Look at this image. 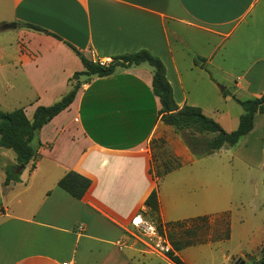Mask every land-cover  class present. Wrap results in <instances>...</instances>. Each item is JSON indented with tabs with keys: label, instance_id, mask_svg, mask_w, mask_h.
<instances>
[{
	"label": "crops",
	"instance_id": "1",
	"mask_svg": "<svg viewBox=\"0 0 264 264\" xmlns=\"http://www.w3.org/2000/svg\"><path fill=\"white\" fill-rule=\"evenodd\" d=\"M68 44L94 62L149 51L164 63L176 104L199 107L217 122L235 113L238 126L244 111L231 94L247 100L264 93V0H0V112L22 108L32 120L38 106L60 100L84 70ZM196 57L206 59L213 79ZM81 81L71 106L39 131L35 168L29 164L20 182L4 185L16 159L0 147V264H167L131 236L155 188L162 221H184L215 207L208 183L201 203L168 216V181L197 162L232 150L248 166L262 158L264 170V113L236 146L198 158L161 121L148 65ZM155 139L181 163L159 182L151 174ZM69 171L92 181L82 200L58 187Z\"/></svg>",
	"mask_w": 264,
	"mask_h": 264
},
{
	"label": "trees",
	"instance_id": "2",
	"mask_svg": "<svg viewBox=\"0 0 264 264\" xmlns=\"http://www.w3.org/2000/svg\"><path fill=\"white\" fill-rule=\"evenodd\" d=\"M20 26L38 32H46L43 28L30 24H23ZM68 46L79 56L84 70L76 72L69 79V90L60 100L48 107L38 106L32 120L26 117L24 109L22 108L12 112H0V147L12 150L16 155V164L5 170V186L20 182V176L29 164H31V169L35 168L38 159L37 149L42 146L38 138L39 131L56 116L71 106L82 87V77H85L86 81H90L94 77H109L114 74L118 67L130 68L143 64L148 65L153 72V91L155 95L159 97L161 103L159 112L161 121L165 125L173 127L178 133L190 132L186 143L191 152L198 158L217 152L225 146H236L240 140L253 129L255 115L264 113V93L259 98H249L247 100H240L231 94L233 100L243 109L244 113L240 116L238 127L232 132H227L216 120L204 114L201 108L189 105L180 108L176 104L172 86L166 76V67L164 63L149 51L140 50L138 52L120 55L113 59V63L101 65L99 61L94 62L89 60L73 46L69 44ZM194 63L196 66L207 71L213 79L212 71L208 67L206 59L196 57ZM224 94L230 95V92L225 91ZM154 142L155 141H153L151 145V174L154 179L159 182L168 173L179 169L181 163L179 160L172 157L169 152L163 153L164 156L167 157V160L163 163L162 161L160 162L155 151L157 145H155ZM161 164L163 166L169 165V168L164 167V169H162L164 170L162 174L157 167L158 165L161 167ZM155 168L157 169V173H155ZM91 184L92 181L89 178L75 171L67 172L58 181V187L77 200H82L84 198ZM145 208L146 211L150 212V214L154 216V219H156L157 225L154 224L157 226L160 234L166 235L169 238L173 252L179 253L186 247L205 243L199 240L196 241L193 237L187 241H181V239L176 240L174 239L176 234L175 230L183 228L188 223L194 226H197L201 222L203 224H208L211 217L204 216L184 221L164 223L161 218L157 188H155L146 199ZM223 221L224 224L228 226V231L223 238L227 240L230 237L229 217L227 214ZM191 234L192 232H190V235ZM172 258L176 264H181V260L177 256H173ZM255 264H264V247L261 250L260 260L256 261Z\"/></svg>",
	"mask_w": 264,
	"mask_h": 264
},
{
	"label": "rangeland",
	"instance_id": "3",
	"mask_svg": "<svg viewBox=\"0 0 264 264\" xmlns=\"http://www.w3.org/2000/svg\"><path fill=\"white\" fill-rule=\"evenodd\" d=\"M218 118L223 129L227 132L234 131L237 126L235 113L228 118L226 116ZM181 135L186 142L190 132H183ZM153 141L157 145L155 147L157 156L163 163L167 160L163 153L168 152L169 148L162 140ZM231 151L222 150L213 154L197 162L191 173L184 172L182 176L168 181L165 194L169 192L170 197H166L165 206L171 214L169 217L177 216L173 212H177L179 206L186 209L196 201L201 203L208 183L214 190L215 207L214 211L207 215L211 217L208 224L201 222L194 226L188 223L183 228L175 230L176 240L187 241L193 237L194 240L205 243L186 247L179 253L171 250L163 252L167 264H176L172 260L173 256H177L181 264H255L260 260L264 247V170L258 163L262 158L255 164L256 166H248L234 158ZM5 153L6 156L16 159L12 150H5ZM159 165L157 167L161 174L164 173L162 170L164 167L169 168L168 164L167 166L161 164V167ZM226 214L229 217L230 234L227 240L223 239L228 231V226L223 221ZM143 217L149 222L157 223L148 211L143 212ZM188 231L192 234L190 235ZM133 239L143 246L144 241L151 242L141 234ZM167 239L170 242L168 237ZM153 243L156 245V242Z\"/></svg>",
	"mask_w": 264,
	"mask_h": 264
},
{
	"label": "built area",
	"instance_id": "4",
	"mask_svg": "<svg viewBox=\"0 0 264 264\" xmlns=\"http://www.w3.org/2000/svg\"><path fill=\"white\" fill-rule=\"evenodd\" d=\"M99 62L101 65H108L113 63V59H108L106 61ZM138 219L139 221H137ZM132 225L134 231L131 232V236L133 238H137V235L141 234L142 236L149 238V240L151 241L150 243L144 241L145 247L149 249V251L163 256H165L163 252H168L169 250L173 251L172 245L168 241L166 235L160 234L157 226L153 222H149L143 216H140L133 220ZM153 242H156V245H154Z\"/></svg>",
	"mask_w": 264,
	"mask_h": 264
},
{
	"label": "water",
	"instance_id": "5",
	"mask_svg": "<svg viewBox=\"0 0 264 264\" xmlns=\"http://www.w3.org/2000/svg\"><path fill=\"white\" fill-rule=\"evenodd\" d=\"M16 24H8L6 25V28H16ZM219 88L222 90V91H225L226 90V87L224 86H219Z\"/></svg>",
	"mask_w": 264,
	"mask_h": 264
},
{
	"label": "bare ground",
	"instance_id": "6",
	"mask_svg": "<svg viewBox=\"0 0 264 264\" xmlns=\"http://www.w3.org/2000/svg\"><path fill=\"white\" fill-rule=\"evenodd\" d=\"M137 221H139V219Z\"/></svg>",
	"mask_w": 264,
	"mask_h": 264
}]
</instances>
